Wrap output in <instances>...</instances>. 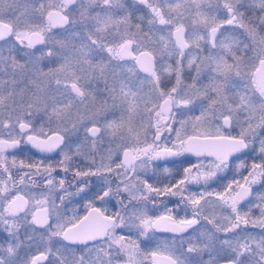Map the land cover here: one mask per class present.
Segmentation results:
<instances>
[{"label": "snow or ice", "instance_id": "6c2138e0", "mask_svg": "<svg viewBox=\"0 0 264 264\" xmlns=\"http://www.w3.org/2000/svg\"><path fill=\"white\" fill-rule=\"evenodd\" d=\"M145 9L133 26L132 16ZM57 26L68 35L54 39ZM149 33L160 35L153 40ZM165 56L177 58L165 64ZM137 67L147 75L140 78ZM35 116L47 119V132L37 129ZM165 129L175 141L162 139ZM25 141L40 153L59 150L65 173L74 156L91 158L88 170L74 172V193L49 165L41 196L20 194L11 171L15 157L9 165L7 156ZM257 150L260 163L253 160L243 182L183 195L188 182L211 187L233 165L237 172L248 168L243 157ZM185 153L199 162L184 168L175 185L139 178L150 162ZM0 168L8 176L0 187V264H264V235L248 234L242 225L250 221L240 211L254 203L253 185L264 187V0H34L23 6L0 0ZM25 169L21 185L41 172L21 160L17 171ZM92 177L95 186H89ZM152 194L180 196L177 209L191 207V217L177 218L171 209L149 214ZM65 196L87 199L86 214L66 218L56 205ZM115 197L119 210L96 206ZM209 205L212 215L205 212ZM255 207L264 228V194ZM216 208L228 214L218 218ZM156 232L176 235L142 249L137 241L147 245Z\"/></svg>", "mask_w": 264, "mask_h": 264}, {"label": "flooded vegetation", "instance_id": "af4514ba", "mask_svg": "<svg viewBox=\"0 0 264 264\" xmlns=\"http://www.w3.org/2000/svg\"><path fill=\"white\" fill-rule=\"evenodd\" d=\"M61 2V0H59ZM243 10V9H242ZM258 11V9H257ZM145 12H139L137 16H143ZM133 17V16H132ZM66 27V26H65ZM63 28H52L51 33H57L60 32V30ZM177 57H163V62L165 64L173 63ZM186 63V61H185ZM138 73V72H137ZM140 74V73H139ZM143 75V74H141ZM146 76V75H145ZM175 77L174 75L171 77V83L174 81ZM207 82V81H205ZM81 111L83 112V109L81 108ZM199 112L196 113H189V115H198ZM39 120L38 116H35L33 118V122L37 123ZM42 125L44 126V130L46 132L48 131V121L47 120H41ZM51 127L55 128L56 124L55 122L52 123ZM173 128H179V123L172 124ZM155 131V127L151 129V132ZM188 131L191 132L190 126H188ZM151 132L149 133V140L151 139ZM170 136L172 141H175V133H169L167 129H165L162 132V139L164 137ZM74 138V136H73ZM117 143H114L112 145L113 149L117 147ZM171 146V144H169ZM75 145H73V149H75ZM12 155L7 156V162L9 165H12L13 156L15 157L16 164L11 167L13 178L17 181V185L22 189L20 194L27 193L30 195L31 192L33 193H40L41 191L46 188V184L44 183V178H42L43 169L49 165L52 166L54 171L52 172V175L55 177L57 181L61 178H66V186L68 183H71L73 186L68 189L69 192L74 193L76 191V185L75 181H73V175L75 170L77 168L88 170V165L91 164V158H85L83 156L80 157H73L72 161H70V171L65 173L63 171V167L60 164V161L63 159V154L59 152V150H56V152L51 153L50 155H39L32 151L29 144L25 142H22L21 145H19L16 149L9 150ZM259 152H257L251 156L243 157L247 161L248 168L240 169L239 172L235 170V165H233V170L231 172L227 173V179L224 181H221L219 183H215L214 181H210L209 184H211V187H208L204 184L203 181H200V183H196L195 181H191L186 183L183 187L185 189L183 195H188L190 193H195L197 196H199L201 193H203L206 189L207 191L212 192H223L225 185L228 183V181H231L232 179H237L243 182V177L247 176L248 171L250 170V166L255 160L256 163H260V160L258 159ZM47 157V158H46ZM119 160L115 159V155L113 156V159L115 160V163H120V161L123 159V153L122 151L119 153ZM23 160L25 164L27 163H34L38 165L41 169L40 173H36V170L33 169L32 171L36 173L31 177V179H26L24 184H19V176L23 175V171H17L20 166V161ZM198 158L196 156H189L187 153L180 155V156H173V158L165 159V160H154L150 162L148 166L147 172H143V170H138L140 172V179H148L149 183H152L154 186L157 187H165V186H171L175 185L180 179L184 178V168L191 167L193 165L198 164ZM96 163L99 165L100 163V157H96ZM105 164H108L109 161L107 159L104 160ZM159 165V167H157ZM112 167H115V164L112 165ZM167 169V171H165ZM94 170V169H93ZM0 173H3V169L0 168ZM44 177H46V174H43ZM105 175H108L111 177V174L105 173ZM134 175V174H130ZM223 175V174H222ZM88 179V178H84ZM8 181L7 174L0 175V187L4 185ZM97 183V178L92 177L89 180V186H95ZM8 186L11 188L12 185L9 183ZM115 187V185H113ZM57 192H60V189H56ZM61 195H64L63 192H60ZM260 194H264V187H261L260 184H258L257 187H253V204H247L245 203L244 207L240 209L241 215L247 214V218L249 219L250 223L246 226L242 225V228H246L247 233L255 236L257 239L260 238V236L264 235V228H261L259 226V219H260V212L255 207V203L258 202V196ZM153 195L154 204L152 201L148 203V211L149 214H155V215H161L165 214V212L169 209H171V214L174 216H177V218H184L185 216L191 217L192 209L191 207L185 208L182 204L180 205V208L177 209L176 205L181 200L180 196H170V195H161V196H155ZM211 199H215V196H213ZM119 200L120 197H115L111 202L101 204L97 203V207L106 208L109 213H112L116 210H119ZM88 201L87 199H81L79 196H65V199L63 203H61L58 199L56 200V205L60 209V211L65 214L66 218L72 217L73 215H84L86 214V205ZM125 203L127 201L125 200ZM206 214L212 215L213 214V206L209 205L205 209ZM214 214L219 218L221 215H227V212L221 213V210L219 208L215 209ZM251 221H256L257 223L253 225ZM201 223H205L203 220H201ZM193 227L198 228L199 225H195ZM127 230H125L126 232ZM192 230L189 229V232ZM117 234H121L120 230L117 231ZM176 235L173 233L168 232H156L155 238L151 241L149 244L141 243L140 241H137L140 243V247L142 249L152 250L157 245H160L164 242H171L172 237ZM135 238V237H133ZM146 238H141V240H144Z\"/></svg>", "mask_w": 264, "mask_h": 264}, {"label": "rangeland", "instance_id": "374dc122", "mask_svg": "<svg viewBox=\"0 0 264 264\" xmlns=\"http://www.w3.org/2000/svg\"><path fill=\"white\" fill-rule=\"evenodd\" d=\"M32 2H34V0H20V4H21V6H23L25 3H28V4H31ZM41 2H44V3H60L59 2V0H41ZM85 2L87 3V0H85ZM124 3L126 4V5H133V3H134V0H124ZM141 7H143V6H141ZM131 10V9H130ZM144 12L146 13L147 12V10L145 9L144 10ZM139 12H135V14L133 15V17L131 18V24L134 26L135 24H137V23H141V20H140V17L141 16H137V14H138ZM144 13V14H145ZM121 15H123V13H121ZM73 18H75L77 21H79L80 20V13H79V10H76V11H74L73 12ZM141 26H142V28L144 29V31L145 32H147L148 31V29H147V25L146 24H141ZM67 27V26H66ZM132 30L133 31H135V28L133 27L132 28ZM51 35L53 36V38L54 39H62L64 36H67L68 35V33H66L65 31H64V28L63 29H61L60 30V32H57V33H51ZM149 35L152 37V39L153 40H155V39H158V37H159V33H157V34H155L154 36L151 34V33H149ZM145 43L146 44H148V47L149 48H151L152 47V44L149 42V41H145ZM160 58L158 57V60H159ZM138 75H139V77L140 78H143V77H145V75H141V74H139L138 73ZM175 83V79H174V81H172V84H174ZM169 86H171V85H169ZM82 109H83V107H82ZM173 111H176L175 109L173 110ZM145 115V119H144V123H147V117H146V114H144ZM189 115V114H188ZM45 120H47L46 118H45ZM137 122L139 123L140 122V117H137ZM152 123H153V125H155V116H154V114H153V117H152ZM173 124H175V123H173ZM43 125H42V121L41 120H38L37 121V123H36V127H37V129H39L40 127H42ZM190 126V128H191V125H189ZM44 127V126H43ZM47 130V129H46ZM45 130V131H46ZM258 186V184H255V185H253V187H257ZM44 195H47V193H44ZM30 196H36V197H40L41 196V194L40 193H33V192H31L30 193Z\"/></svg>", "mask_w": 264, "mask_h": 264}, {"label": "water", "instance_id": "95a60500", "mask_svg": "<svg viewBox=\"0 0 264 264\" xmlns=\"http://www.w3.org/2000/svg\"><path fill=\"white\" fill-rule=\"evenodd\" d=\"M53 28H61V27H59V26H57V27H53ZM173 39H174V37H173ZM137 72L138 73H140V74H143V75H147L146 73H144V72H142V71H140V69L137 67ZM31 147V146H30ZM32 149V151L33 152H35V153H37V154H39V155H50L51 153H40V152H38L36 149H33V148H31ZM189 156H195V155H193V154H190V153H187ZM171 159V158H173V157H166V158H162V159H160V160H165V159Z\"/></svg>", "mask_w": 264, "mask_h": 264}]
</instances>
